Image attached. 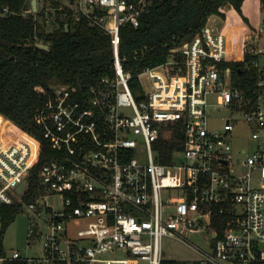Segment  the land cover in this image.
I'll return each instance as SVG.
<instances>
[{"label":"built area","instance_id":"obj_1","mask_svg":"<svg viewBox=\"0 0 264 264\" xmlns=\"http://www.w3.org/2000/svg\"><path fill=\"white\" fill-rule=\"evenodd\" d=\"M145 3L36 0L35 9L21 12L102 30L112 47L113 76L96 79L86 99L75 95V86H56L37 109L35 121L53 156L38 169L33 190L32 145L7 133L9 119L0 113V264H161L164 237L196 250L194 264H264V44H258L264 23L243 41L244 52L255 56L246 66L255 73L250 97L221 65L226 39L216 15L173 47L168 60L142 69L134 92L132 74L122 69L120 35L125 24L139 26ZM14 14L8 7L0 13ZM219 108L227 117L221 128H209V109ZM242 125L252 148L232 145L234 128ZM178 131L182 149L163 164L154 143ZM51 196L60 209L49 204ZM13 206L34 213L28 235L30 244L42 241L39 255L4 248V208ZM215 213L231 217L221 237ZM120 250L123 258H101Z\"/></svg>","mask_w":264,"mask_h":264},{"label":"trees","instance_id":"obj_2","mask_svg":"<svg viewBox=\"0 0 264 264\" xmlns=\"http://www.w3.org/2000/svg\"><path fill=\"white\" fill-rule=\"evenodd\" d=\"M27 0H0L14 15H0V113L9 119L6 131L32 145L29 185L37 187V171L53 156L35 121L37 109L56 86L76 87L75 95L87 98L89 86L101 76H113V54L109 37L85 21L69 23L60 15L47 22L40 13L22 15ZM228 8V9H227ZM264 0H146L140 24L121 29L119 55L122 69L132 74L131 89H139L137 74L168 60L170 50L191 39L211 15L222 20L226 56L221 62L231 70V79L248 97L255 73L246 66L255 56L243 50L244 37L259 32ZM47 45L48 50L37 47ZM181 60L178 53L174 54ZM42 87L39 94L35 87ZM30 134L36 137L30 136ZM182 134L160 137L154 143L157 159L168 164L182 149ZM26 199H30L28 195ZM5 228L18 214L16 206L4 208ZM231 217L215 213L218 237L229 227ZM5 264H14L6 262ZM161 264H181L164 259Z\"/></svg>","mask_w":264,"mask_h":264},{"label":"rangeland","instance_id":"obj_3","mask_svg":"<svg viewBox=\"0 0 264 264\" xmlns=\"http://www.w3.org/2000/svg\"><path fill=\"white\" fill-rule=\"evenodd\" d=\"M262 19H264V10H262ZM258 44H264V33L258 37ZM227 117V112L223 108L218 110L209 109L208 125L209 128H221L223 120ZM253 140L250 137L249 128L245 125L235 126L233 131L232 145L237 148H252ZM256 183H258L256 181ZM49 204L54 209H60L62 204L59 198L49 197ZM34 219L32 211L24 210L18 213L13 221L5 228L2 242L8 253L13 249L18 250L22 256L39 255L42 248V241L35 240L30 244V237L28 235L29 228ZM40 228L44 230V225L40 220ZM192 241L197 245H202V239L197 235L191 236ZM162 257L163 259H174L180 261L181 264H194V260L199 257V253L185 242L175 238L164 237L161 241ZM125 253L123 251H116L114 253L108 252L101 255V258H123Z\"/></svg>","mask_w":264,"mask_h":264},{"label":"water","instance_id":"obj_4","mask_svg":"<svg viewBox=\"0 0 264 264\" xmlns=\"http://www.w3.org/2000/svg\"><path fill=\"white\" fill-rule=\"evenodd\" d=\"M30 5H31V7H33V9H35L36 8V0H31V2L30 1L26 2L27 7ZM37 47L42 48V49H46V50L49 49V47L47 45H44V44H37ZM24 185H25V181L21 184V186L19 187V190H21L24 187Z\"/></svg>","mask_w":264,"mask_h":264},{"label":"crops","instance_id":"obj_5","mask_svg":"<svg viewBox=\"0 0 264 264\" xmlns=\"http://www.w3.org/2000/svg\"><path fill=\"white\" fill-rule=\"evenodd\" d=\"M262 23H264V19H262V14H261V19H260V22H259V28H260V26H261Z\"/></svg>","mask_w":264,"mask_h":264}]
</instances>
